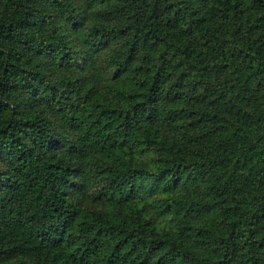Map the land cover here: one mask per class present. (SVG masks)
I'll list each match as a JSON object with an SVG mask.
<instances>
[{
	"label": "trees",
	"instance_id": "16d2710c",
	"mask_svg": "<svg viewBox=\"0 0 264 264\" xmlns=\"http://www.w3.org/2000/svg\"><path fill=\"white\" fill-rule=\"evenodd\" d=\"M0 264H264V0H0Z\"/></svg>",
	"mask_w": 264,
	"mask_h": 264
}]
</instances>
